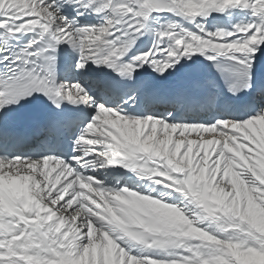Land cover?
Returning a JSON list of instances; mask_svg holds the SVG:
<instances>
[{
  "label": "snow or ice",
  "instance_id": "obj_1",
  "mask_svg": "<svg viewBox=\"0 0 264 264\" xmlns=\"http://www.w3.org/2000/svg\"><path fill=\"white\" fill-rule=\"evenodd\" d=\"M0 264H264V0H0Z\"/></svg>",
  "mask_w": 264,
  "mask_h": 264
}]
</instances>
